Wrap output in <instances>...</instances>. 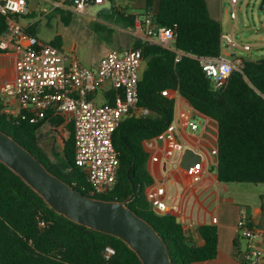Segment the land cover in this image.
I'll use <instances>...</instances> for the list:
<instances>
[{
  "label": "trees",
  "instance_id": "obj_1",
  "mask_svg": "<svg viewBox=\"0 0 264 264\" xmlns=\"http://www.w3.org/2000/svg\"><path fill=\"white\" fill-rule=\"evenodd\" d=\"M133 1V0H127ZM29 2V0H27ZM146 0L143 14L153 22L171 28L173 50L136 39L133 49L142 54L138 83V106L144 116L125 117L113 134L119 167L112 190L94 194L86 175L74 165L72 125L63 127L60 116L49 112L36 123L4 112L0 102V130L32 153L53 175L86 196L124 201L161 236L170 264H193L217 255L218 235L214 225L199 228L204 244L197 246L169 213L152 210L145 188L152 183L143 142L161 134L173 121L174 98L162 91H177L192 108L218 125L217 178L223 183L264 184V54L254 59L237 58L240 64L221 88L205 75L200 58L219 59L222 25L213 18L206 0ZM117 14L128 28L134 15ZM9 16L0 13V36L8 28ZM62 20H64L62 18ZM60 48L57 37L50 42ZM176 51L182 53L175 62ZM0 52L2 49L0 48ZM113 93L108 94L111 102ZM65 129L62 149L49 152L41 145V129ZM44 223V227L40 223ZM109 247L113 254L104 257ZM0 264H141L137 255L120 239L77 223L50 209L44 200L18 175L0 162Z\"/></svg>",
  "mask_w": 264,
  "mask_h": 264
},
{
  "label": "built area",
  "instance_id": "obj_2",
  "mask_svg": "<svg viewBox=\"0 0 264 264\" xmlns=\"http://www.w3.org/2000/svg\"><path fill=\"white\" fill-rule=\"evenodd\" d=\"M234 5L237 0H230ZM105 0H61L56 7L76 14L84 15L87 8L101 5ZM28 12L27 0H0V13L9 16H22ZM152 13L134 15V24L143 36V40L166 49L173 50L175 34L171 28L153 22ZM223 43L235 46L231 35H222ZM2 50L13 49L18 60L16 75L12 82L0 88V102L5 103L4 112L20 116L21 120L36 123L49 112L60 116L62 126L71 124L74 142V165L85 175L86 181L94 194H104L113 189L119 161L113 146V134L121 121L127 116H144L148 109L138 106V83L142 68V54L139 49L124 48L108 50L93 67L81 64L73 54L65 53L50 42H43L27 33L19 24L9 25L0 36ZM248 49V45L243 47ZM175 62L182 53L176 51ZM205 75L215 88H221L240 60L233 62L214 58H200ZM112 92V101L108 94ZM99 95V96H98ZM162 95L171 97L168 90ZM99 98V100H98ZM13 101L16 113L9 110L8 102ZM186 118V115H184ZM195 130L197 124L187 121ZM173 129L172 123L164 132L148 140H163L165 134ZM174 149L181 145L167 148L152 155L154 163L168 162ZM212 153L217 155V150ZM197 180V177L194 178ZM164 189L154 186L145 192L146 200L152 210L158 214L168 212L163 201ZM213 223L216 222L214 218ZM44 227V223H40ZM238 235L247 242L240 264H264V231L254 228L240 209L236 223ZM258 241L261 248H254ZM113 254L109 247L104 257Z\"/></svg>",
  "mask_w": 264,
  "mask_h": 264
},
{
  "label": "crops",
  "instance_id": "obj_3",
  "mask_svg": "<svg viewBox=\"0 0 264 264\" xmlns=\"http://www.w3.org/2000/svg\"><path fill=\"white\" fill-rule=\"evenodd\" d=\"M39 1L29 0L28 4L31 3L32 7L28 11L36 9ZM58 1L61 0L49 1L52 6L51 11L62 18L65 11L56 7ZM152 1V11H155L157 0ZM129 2H133L132 10L127 13L121 10L119 13L123 15L143 14L146 0ZM206 3L210 15L221 22V12L216 2ZM20 17L14 16L8 21V24L17 23L27 33L37 37L31 30L35 22L23 25L20 22ZM118 26L120 31L130 33L136 36V39L143 40V36L135 24L133 28H128L119 19ZM225 47H228L227 44ZM17 60L18 55L11 48L0 52V88L5 83L13 81L16 75ZM170 92L171 97L174 98L173 129L165 134L163 140H153L151 144L147 141L143 142V148L148 155L146 168L152 178V183L145 188L144 193L151 187L162 186L164 189L162 198L168 206L167 213L176 218L186 235L197 246L204 244L199 228L205 225L216 227L218 235L216 257L212 260L193 264H240L242 254L247 249V242L236 231L239 212L240 209H243L252 226L264 231V184L218 181L217 155L212 153L213 150H217V122L194 110L177 91ZM2 103L6 106L4 101ZM8 106L11 112L16 113L17 108L13 101H9ZM188 120L197 124L195 130L188 126ZM177 144L181 145L182 149H174L168 162L154 163L150 161L152 155L159 154L164 149L173 148ZM186 148H190L202 156L201 161L189 169L179 166L183 151ZM186 163L191 165L195 163V160L188 157ZM195 177L197 180H194ZM214 218L216 219L215 223L212 222ZM253 247L261 248V244L256 241Z\"/></svg>",
  "mask_w": 264,
  "mask_h": 264
},
{
  "label": "rangeland",
  "instance_id": "obj_4",
  "mask_svg": "<svg viewBox=\"0 0 264 264\" xmlns=\"http://www.w3.org/2000/svg\"><path fill=\"white\" fill-rule=\"evenodd\" d=\"M49 1L40 0L36 9L20 17L21 24L35 22L31 30L43 42L59 37L61 49L73 54L81 64L93 67L108 50L133 47L136 36L120 31L115 13L117 11L120 15L121 10L129 12L133 2L105 0L102 6L87 8L84 15L64 10L62 20L53 14ZM211 1H215L220 9L222 33L231 35L235 43L234 47L222 44L221 60L254 59L264 54V5L260 9L263 0H237L234 5L230 0H206L209 4ZM102 9L109 13L101 14ZM246 45L248 49L243 48ZM41 134L45 136L41 145L48 152L52 148L60 151L68 135L65 129H53L49 125L42 127Z\"/></svg>",
  "mask_w": 264,
  "mask_h": 264
},
{
  "label": "water",
  "instance_id": "obj_5",
  "mask_svg": "<svg viewBox=\"0 0 264 264\" xmlns=\"http://www.w3.org/2000/svg\"><path fill=\"white\" fill-rule=\"evenodd\" d=\"M264 0L260 5L263 8ZM32 4H28L31 9ZM101 14H108L103 9ZM234 56V54H232ZM192 157L195 163L188 165ZM202 156L186 148L180 167L189 169ZM0 162L18 175L55 213L66 219L110 235L124 242L139 258L141 264H170L166 245L156 230L134 213L124 201H111L86 196L48 171L35 156L7 133L0 130Z\"/></svg>",
  "mask_w": 264,
  "mask_h": 264
}]
</instances>
